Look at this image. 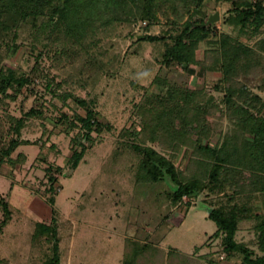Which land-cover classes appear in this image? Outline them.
Segmentation results:
<instances>
[{"label":"rangeland","instance_id":"obj_1","mask_svg":"<svg viewBox=\"0 0 264 264\" xmlns=\"http://www.w3.org/2000/svg\"><path fill=\"white\" fill-rule=\"evenodd\" d=\"M250 1L263 2L264 6V0ZM231 5L225 0L207 4L203 26L215 27L218 40L222 35L235 37L232 28L223 25ZM217 16L218 20H211ZM168 24V18L160 14L159 22L148 29L147 22L137 21L98 33L101 44L95 51L104 55L100 58L106 65L104 69L95 65L92 71L85 57L67 59L71 55L59 54L54 40L42 36L39 44L22 37L18 48L4 55L0 64L4 74L14 71L19 77L29 75L34 80L20 91L10 88L0 93V155L11 140L20 144L0 166V198L15 209L5 223L0 205V264H46L55 256L57 238L62 264L71 260L72 264H133L134 259L145 262L157 252L167 258L174 249L189 254L194 261L191 264H243L246 256H263L256 220H242L235 237L241 251L229 253L223 249L221 237L215 236V223L208 218L213 209L235 204L247 208L254 205L255 212L264 214L259 174L251 170L231 173L223 186H210L206 179L209 162L195 143L200 135L186 131L173 137L167 133L170 126L182 129V121H173L168 111L188 87L207 88L216 98L217 111L206 118L212 145H222L224 137L237 129L234 113L230 114V106L223 103L228 85L222 83L218 71L203 70L207 50L212 47L201 43L195 50L190 67L196 75L191 76L183 67L164 64L165 42L144 40L149 36L170 38L176 31ZM237 41L249 50L245 56L250 64L245 76L242 73L234 81L238 85L232 98L248 104L251 109H247L255 116H264V25L259 34L240 36ZM69 45L79 53L73 42ZM118 55L120 58L114 59ZM243 84L248 89L245 94L239 91ZM68 94L70 97L64 101ZM171 95L175 100H170ZM31 109L39 113L28 115ZM88 109L97 114L95 120L99 123L90 132L80 123L72 128L64 117H85ZM21 121L24 125L17 133ZM81 145L86 146L85 156L73 170L68 161ZM149 148L169 159L180 181L197 179L205 182L206 188L176 202L179 186L170 176L152 183L144 180L140 165ZM115 161L122 176L107 177L108 184L104 183L98 195L88 200L86 193L91 184L94 186L96 179L99 182L96 176ZM231 196L235 201L229 200ZM86 199L88 207L83 205ZM53 208L58 212L60 230L56 238L49 239L51 244L45 243L35 251L31 243H19L13 251L6 243L1 244V238L15 233L26 239L31 219L50 224ZM127 241L149 249H139V256L135 253L123 261Z\"/></svg>","mask_w":264,"mask_h":264},{"label":"trees","instance_id":"obj_2","mask_svg":"<svg viewBox=\"0 0 264 264\" xmlns=\"http://www.w3.org/2000/svg\"><path fill=\"white\" fill-rule=\"evenodd\" d=\"M223 1L0 0V64L3 62L4 55L7 56L9 52L18 48L17 43L20 38L23 37L24 41L28 40L39 44L42 36L48 41L54 40L53 43H56L55 46L60 49L59 54L71 55L67 59L75 58L78 60V58L83 59L85 57L84 60H86V64L91 67L92 71L95 65H99L102 67L101 69H104L106 65L104 66L105 63L101 62L100 59L104 55L95 51L101 44L100 39L97 38L98 33H107V30L115 29L116 25L132 24V22L137 21L147 22L146 28L148 29V26L159 22L160 14H162L168 18V25L176 33L170 38L149 36L144 40L165 42L164 64L172 68L176 66L183 67L191 76L196 75L195 70L190 67L195 60V50L201 43L212 47V49L207 50L208 56L203 62V70H215L221 73V81L228 85L229 91L226 97L223 98V103L230 106V114L234 113V117L237 120L235 122L237 129L224 137L222 145L219 142L216 145H212L210 138L211 128L207 126L206 118L217 111L216 98L207 91V88L199 90L188 87L186 91H181L178 94L180 99H177V105L173 106L175 103L171 104L168 111L173 121L177 118L182 121V129L178 131L170 126L167 129V133L173 137L182 135L186 131L196 132L200 135L196 139L199 142L195 143L197 148L206 156L207 162H209L210 168L207 169L206 179L210 186H223L228 181L231 173L235 174L236 172L251 170L254 175L259 174L257 175L259 177L257 182L260 185L259 191L264 192V116H255L249 110L251 108L247 106L248 104H239L232 98L237 89V87H234L237 83L234 81L241 77L242 73L245 76L246 68L250 64L248 57L245 56L249 50L244 45L239 44L237 40L240 36L260 33L264 25V6L263 2L260 1L225 0L228 3L231 1L232 7L228 11L229 15L223 19V25L231 27L235 37L222 35L220 40H218L215 27H207L203 26V24L207 18V4L209 2L220 4ZM8 39L10 41H7ZM72 42L79 48V53L71 49L72 47L69 44ZM117 58H120V56H115L114 59ZM71 62L74 64L73 61ZM106 63L109 62L107 61ZM33 80L29 75L27 77H19L14 71L4 74L0 65L1 94L6 93L10 88H16L20 91L27 85L33 84ZM239 91L245 94L248 91L247 85L243 84ZM68 97H70L69 94L64 101ZM170 98V100H175V96L171 95ZM81 103L86 107L85 101H81ZM38 113L35 109H31L28 115ZM96 116L97 114L93 110L88 109L85 117L80 114H76L74 119L71 120L68 116L64 117L72 128L76 129L78 127L77 123H80L90 132L94 126H99V123L95 120ZM23 125L24 122L18 125L16 128L17 133H20ZM86 137L90 139L89 133ZM17 145H20L17 140L10 141L8 148L0 155V166L5 158L11 156ZM85 152L86 146L84 145H81V150H75L72 159L68 161L73 170L78 168L84 159ZM145 153L146 158L140 165L142 178L152 183L163 179L165 175L170 176L172 181L179 186L174 196V201L179 202L184 197L192 196L206 188L205 182L197 181V179L186 183L180 181L179 177L175 175V166L165 155L154 148L147 149ZM117 166L118 164L115 161L109 167L105 166L104 171L102 169L101 173L96 176L99 182L97 179L95 180L97 182L94 185L95 187L91 184L86 193L88 200L98 195V192H100L99 188L104 186V183L108 184V181H106L107 177L112 179V175L113 178L114 176L116 178L122 176L123 173L122 171L119 172L118 168H116ZM52 181L54 182L55 180L53 179ZM129 183L132 184V181H129ZM51 189L53 187L50 188L52 192ZM88 200L86 199V203L84 202L83 204L85 207L90 204ZM229 200L235 201V196L229 197ZM54 201L55 198L50 199L52 206H54ZM0 205L3 206L5 223H7V221L11 220L15 209L3 198H0ZM246 206L235 204L234 206L215 208L208 218L215 223L217 227L215 236L221 237L223 249L229 253L241 251L235 237L240 228V223L243 222L242 220L247 219V217L256 220L255 229L258 233V244L263 256L255 259L246 256L243 264H264V214L255 212L254 205L249 208ZM16 212L21 214L19 210H16ZM58 219V212L53 208L50 224L31 219L27 225L26 239L22 238L20 233H15L1 238V244L3 242L6 243L7 248H11L12 251L13 249H18L19 243L23 244L24 242L32 244V251L40 249L43 244L51 242L49 239L52 236L56 238L58 235L60 230ZM142 248H144V251L149 249L146 246H139L136 242L127 241L124 245L123 261L129 260L135 253V255H138V250ZM54 251L55 256L46 264H62L59 256V238L56 239L54 244ZM193 262L189 254H183L174 249L168 253L167 258H165L164 253L157 252L156 256L153 255L145 262L138 258L134 259L132 263L191 264Z\"/></svg>","mask_w":264,"mask_h":264},{"label":"crops","instance_id":"obj_3","mask_svg":"<svg viewBox=\"0 0 264 264\" xmlns=\"http://www.w3.org/2000/svg\"><path fill=\"white\" fill-rule=\"evenodd\" d=\"M74 222H78V221H76V220H73ZM78 223H81V222H78ZM76 225H78V224H76ZM121 260H122V258H121ZM121 260H120V263H121ZM71 262H72V260H71ZM71 262H69L68 261V263H65V264H72Z\"/></svg>","mask_w":264,"mask_h":264},{"label":"water","instance_id":"obj_4","mask_svg":"<svg viewBox=\"0 0 264 264\" xmlns=\"http://www.w3.org/2000/svg\"><path fill=\"white\" fill-rule=\"evenodd\" d=\"M211 20H212V21H214V20H218V16L215 17V18H213V19L211 18Z\"/></svg>","mask_w":264,"mask_h":264},{"label":"clouds","instance_id":"obj_5","mask_svg":"<svg viewBox=\"0 0 264 264\" xmlns=\"http://www.w3.org/2000/svg\"><path fill=\"white\" fill-rule=\"evenodd\" d=\"M145 75H146V73H145Z\"/></svg>","mask_w":264,"mask_h":264}]
</instances>
